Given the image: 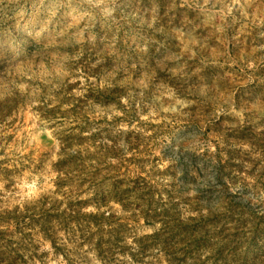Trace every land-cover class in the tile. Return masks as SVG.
<instances>
[{"label":"rangeland","instance_id":"1","mask_svg":"<svg viewBox=\"0 0 264 264\" xmlns=\"http://www.w3.org/2000/svg\"><path fill=\"white\" fill-rule=\"evenodd\" d=\"M13 210L0 264H177L174 214L220 219L185 264H264V0H0Z\"/></svg>","mask_w":264,"mask_h":264},{"label":"trees","instance_id":"2","mask_svg":"<svg viewBox=\"0 0 264 264\" xmlns=\"http://www.w3.org/2000/svg\"><path fill=\"white\" fill-rule=\"evenodd\" d=\"M25 219H27L26 213L21 214L18 210L4 212L0 214V225L6 224L18 228L22 223H25ZM170 219V223L163 224V227L165 226L167 229L158 230L154 234L146 236V239L154 240V246L163 249L165 253H168L166 249L182 248L183 257L178 263V260L174 258L173 252L167 254L169 259L173 256V259L168 262L172 263L173 261L177 264H185L191 261L192 257H194V252L207 247L210 242L208 237L209 229L216 228L220 224V219L214 215H207L205 219L189 217L182 221L179 214H174Z\"/></svg>","mask_w":264,"mask_h":264}]
</instances>
